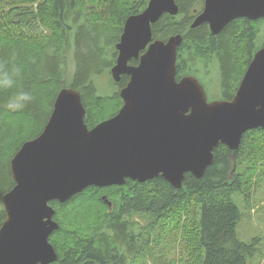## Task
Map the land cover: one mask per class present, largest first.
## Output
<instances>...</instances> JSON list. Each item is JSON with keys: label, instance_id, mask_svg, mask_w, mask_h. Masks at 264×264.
<instances>
[{"label": "trees", "instance_id": "1", "mask_svg": "<svg viewBox=\"0 0 264 264\" xmlns=\"http://www.w3.org/2000/svg\"><path fill=\"white\" fill-rule=\"evenodd\" d=\"M176 1L179 14L164 15L152 26V33L154 41L183 37L178 49L179 56L183 54L177 62L178 79L196 75L211 54H216L224 89L237 88L254 54L264 45H258L264 20L236 21L215 38L190 28L188 15L202 0ZM149 2L0 0V66L22 70L14 89H0V205L2 197L15 187L11 160L26 142L43 132L62 89L80 92L89 129L120 111V91L129 77L123 76L119 83L112 78L116 47L127 19L142 14ZM114 32L116 37H111ZM110 51L113 61L106 64ZM69 54L74 66L71 74ZM105 71L117 87L106 97L98 95L94 82ZM20 90L31 100L23 108L9 107L7 98ZM263 180L264 129H255L244 134L237 151L219 145L204 176L197 179L186 174L179 190L158 177L145 183L127 180L123 186L90 187L64 204L51 202L60 225L50 238L58 254L53 264H149V260L158 264L160 247L173 256L178 253L168 264H247L256 248L237 237L242 214L232 197L239 194L250 203L254 187ZM136 217L148 224L140 227ZM5 220L2 209L0 229Z\"/></svg>", "mask_w": 264, "mask_h": 264}, {"label": "water", "instance_id": "2", "mask_svg": "<svg viewBox=\"0 0 264 264\" xmlns=\"http://www.w3.org/2000/svg\"><path fill=\"white\" fill-rule=\"evenodd\" d=\"M178 12L175 0H151L142 14L127 19L111 74L116 83L123 76L130 81L120 91L123 106L114 117L89 129L80 92H59L43 132L11 160L15 187L2 197L0 264L57 261L50 238L60 225L51 202L64 204L90 187L158 177L179 190L186 174L204 176L219 145L237 151L244 134L264 129V47L234 99L209 102L194 76L177 80L182 36L153 40L152 26ZM240 19H264V0H208L192 28L207 23L218 35Z\"/></svg>", "mask_w": 264, "mask_h": 264}, {"label": "rangeland", "instance_id": "3", "mask_svg": "<svg viewBox=\"0 0 264 264\" xmlns=\"http://www.w3.org/2000/svg\"><path fill=\"white\" fill-rule=\"evenodd\" d=\"M2 4L5 6L6 4H8V2ZM111 37H116V32H114V34H111ZM108 39L109 38H107L106 36V40ZM263 43L264 31L259 39L258 45L261 46L263 45ZM80 54L82 59L84 56V52L81 51ZM109 54V60L105 61L106 64H109L111 61H113V51H110ZM70 57L71 55L69 54V74H71L74 69ZM198 70V78L204 83V85L208 86L211 95H214V90L216 88L214 84L217 83L219 77L218 66H213V78L215 79V81H211L208 76L204 75L202 66H200ZM105 72L101 75L97 74V76L94 77V82L97 88L98 95L104 97L112 96L117 91V87L112 82L110 74ZM232 199L242 214L241 221L236 231L237 237L241 242L248 245H253L256 248V251L253 253V255H249L247 257V264H264V180L257 187H254V195L252 196V200L250 203H247L244 197L239 194H234ZM2 209L4 210L3 204L0 205V211ZM135 221L140 225V227H145L148 224V220L137 217ZM163 240H165V238ZM177 254L178 253L173 256V253L170 254V252H165L161 247L158 248V252L156 254V256H158L159 258L158 261H160L158 264H168L172 261H175ZM148 263L153 264L150 260L148 261Z\"/></svg>", "mask_w": 264, "mask_h": 264}, {"label": "flooded vegetation", "instance_id": "4", "mask_svg": "<svg viewBox=\"0 0 264 264\" xmlns=\"http://www.w3.org/2000/svg\"><path fill=\"white\" fill-rule=\"evenodd\" d=\"M206 1H208V0H202L201 3H200V6L198 8L192 9L190 11V13L188 15V21H189V23H191L190 28H191V30L202 29V30L208 32L209 34H211L212 36H214L215 38H217V37H219L223 33V31H225V29L230 24L220 34H218V35H213L211 33L210 26L207 23H205V24H203V25H201V26H199L197 28H194V29L192 28V25L194 24V22L196 21V19L204 12V8H205ZM175 2L177 4V6L180 7L178 5V3H177L176 0H175ZM260 20H264V19H260ZM236 21H239V22L240 21L241 22H245V21H253V22H256V21H259V20L254 21V20H249V19H240V20H236ZM236 21H234V22H236ZM234 22H232V23H234ZM263 47H264V45H263ZM263 47H261V48H263ZM211 55L212 56L210 57V60H209L208 64L202 65V67H203V73H204V75L205 76H208L211 79V81H215V79L213 78V66L214 65H217L218 68H219V72H218L219 77L217 76L218 77L217 83L214 84L216 86V88L214 90V95H211L208 86L204 85V83L198 78V73H199V70L198 69L196 70V75H193V74L184 75L180 79H178V68H177V80L180 81L182 78H184L186 76H194L200 82V84L203 86L209 102H215V101H228V102H230V101H232L234 99V97H235V95L237 93V90H238V88H239V86L241 84V81H240V83H239V85H238L237 88H231V89H229V88L226 89L225 88L224 89L223 83H222L223 74H222V71L220 70V67H219V64H218V55H216V54H211ZM182 59H183V54H181L179 56V52H178L177 62L182 61ZM133 61L137 62V65L139 64V60H131L129 64L132 65L131 62H133ZM137 65H132V66H137ZM129 81H130V77H129ZM109 203L111 204V206H109L111 208H109V209H112L113 210L114 207H113L112 203L110 201H109Z\"/></svg>", "mask_w": 264, "mask_h": 264}, {"label": "clouds", "instance_id": "5", "mask_svg": "<svg viewBox=\"0 0 264 264\" xmlns=\"http://www.w3.org/2000/svg\"><path fill=\"white\" fill-rule=\"evenodd\" d=\"M22 76V70L14 67L11 71L0 66V89L12 90L18 78ZM31 100V96L23 90L15 92L7 98V105L11 108H23L25 102Z\"/></svg>", "mask_w": 264, "mask_h": 264}, {"label": "bare ground", "instance_id": "6", "mask_svg": "<svg viewBox=\"0 0 264 264\" xmlns=\"http://www.w3.org/2000/svg\"><path fill=\"white\" fill-rule=\"evenodd\" d=\"M150 1H151V0H150ZM149 3H150V2H149ZM148 6H149V5H148ZM178 9H179V7H178ZM178 14H179V12H178ZM178 14H177V15H178ZM168 15H170V14H168ZM177 15H175V16H177ZM171 16H173V15H171ZM210 167H211V166H210Z\"/></svg>", "mask_w": 264, "mask_h": 264}]
</instances>
